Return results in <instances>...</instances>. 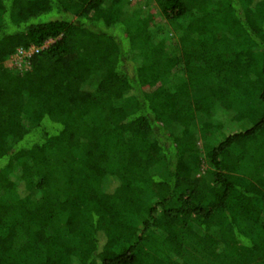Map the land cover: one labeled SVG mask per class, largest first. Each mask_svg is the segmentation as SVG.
<instances>
[{
	"label": "trees",
	"instance_id": "1",
	"mask_svg": "<svg viewBox=\"0 0 264 264\" xmlns=\"http://www.w3.org/2000/svg\"><path fill=\"white\" fill-rule=\"evenodd\" d=\"M0 264H264V0H0Z\"/></svg>",
	"mask_w": 264,
	"mask_h": 264
},
{
	"label": "built area",
	"instance_id": "2",
	"mask_svg": "<svg viewBox=\"0 0 264 264\" xmlns=\"http://www.w3.org/2000/svg\"><path fill=\"white\" fill-rule=\"evenodd\" d=\"M131 1V0H130ZM137 1H143V0H137ZM40 49H37L35 47H32L28 50L21 49L18 53L11 56V58L7 61V63H12V68H16L19 70H23L24 67L29 65V61L34 56V54H38Z\"/></svg>",
	"mask_w": 264,
	"mask_h": 264
},
{
	"label": "rangeland",
	"instance_id": "3",
	"mask_svg": "<svg viewBox=\"0 0 264 264\" xmlns=\"http://www.w3.org/2000/svg\"><path fill=\"white\" fill-rule=\"evenodd\" d=\"M52 43L53 42H51V41L48 42L45 47H49ZM6 64L9 65V66H12L13 65L11 62L10 63H6Z\"/></svg>",
	"mask_w": 264,
	"mask_h": 264
}]
</instances>
